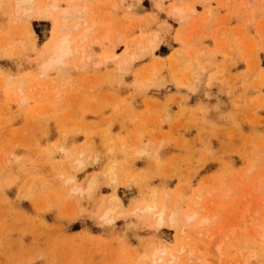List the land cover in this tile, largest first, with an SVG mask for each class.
<instances>
[{"label": "rangeland", "instance_id": "1", "mask_svg": "<svg viewBox=\"0 0 264 264\" xmlns=\"http://www.w3.org/2000/svg\"><path fill=\"white\" fill-rule=\"evenodd\" d=\"M15 2L0 1V264H152L157 248L264 264V0H63L47 18ZM63 35L78 49L42 71Z\"/></svg>", "mask_w": 264, "mask_h": 264}, {"label": "bare ground", "instance_id": "2", "mask_svg": "<svg viewBox=\"0 0 264 264\" xmlns=\"http://www.w3.org/2000/svg\"><path fill=\"white\" fill-rule=\"evenodd\" d=\"M62 1L63 0H16L15 4H16L17 11L21 10L23 7H25V5H28L30 7L31 11L34 12L33 16H36L37 18H47L50 15L52 16L53 10L55 11V9H57L58 7L61 6ZM70 1H74V0H70ZM179 2H178L179 5L174 7L176 13H179V14L182 13L181 15H183V13L184 12L186 13V11L190 12L189 10H191V8L188 6V4L184 7L182 2L181 1H179ZM187 6H188L189 10L187 9ZM172 10H174V9H172ZM61 14L63 15L62 16V20H63L62 23H65L66 22L65 21L66 17L68 16V14H70V12L65 10V11H62V12L60 11V13H57L58 16L61 15ZM184 17H186V16H184ZM29 32H31V31H29ZM86 32H84V34L82 35V36H84L83 38H85V33ZM153 35H155V36H154L153 42L151 43L152 49L156 48L159 45L158 34H154L153 33ZM68 37L66 35H63L53 44V47H52L51 52H50V55L47 54L48 55L47 56L48 60H46L45 63H43L42 65L40 64L42 66V68L45 67V70H49L51 68L62 66L64 64V62L66 61L65 59L73 54V51H75V48L78 49L75 46H73L74 50L71 48V46H72L71 45V41L72 40H70ZM33 42H34V40H33ZM32 44L33 43L31 42V45ZM31 49L33 50V48H31ZM107 56L108 55H105L106 59H107ZM103 58L104 57H102V60H103ZM42 71H44V68H43ZM90 184H92V183H90ZM93 185H94V183L92 184V187L88 186L89 187L88 189L91 190V188H93ZM92 193H94V192H92ZM108 205H109V208H107L105 213H103L104 216H106V217L111 216V214L113 213V211H115V209L117 207H121L122 206V202H121L120 198L117 195L113 194V196L111 197V200L108 203ZM155 215L157 217L156 225L160 227V225H162L166 221V213H165L164 209H159L158 211H156ZM170 220H174L173 216H170ZM204 222H206V221H204ZM163 249L165 250V248H160V249L157 248L156 251L153 253L154 256L152 258V260H153L152 264H165V263L170 262V261H172L174 259V258H172L173 256H171L170 257L171 259L169 258L170 260H164L160 256H158L157 254L159 252H161V250L164 251ZM174 262H175V260H174Z\"/></svg>", "mask_w": 264, "mask_h": 264}]
</instances>
